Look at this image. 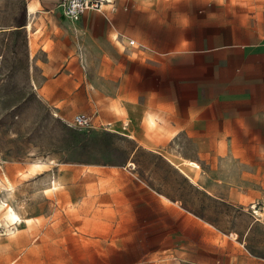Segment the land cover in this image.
Masks as SVG:
<instances>
[{
	"label": "rangeland",
	"instance_id": "1",
	"mask_svg": "<svg viewBox=\"0 0 264 264\" xmlns=\"http://www.w3.org/2000/svg\"><path fill=\"white\" fill-rule=\"evenodd\" d=\"M17 5L0 0V9L10 8L4 15ZM71 36L35 20L30 77L17 39L0 36V264H168L157 244L180 229L153 227L165 218L145 204L149 193L237 242L242 253L215 247L219 262L264 264V172L256 187L242 185L247 173L233 180V172H218L222 157L214 148L200 155L183 124L159 145L165 158L139 148L125 135H135L137 124L111 119L109 103H98L88 60ZM94 112L89 127L71 124L74 114ZM145 120L148 135L156 126ZM9 207L21 223L7 218Z\"/></svg>",
	"mask_w": 264,
	"mask_h": 264
},
{
	"label": "crops",
	"instance_id": "2",
	"mask_svg": "<svg viewBox=\"0 0 264 264\" xmlns=\"http://www.w3.org/2000/svg\"><path fill=\"white\" fill-rule=\"evenodd\" d=\"M21 1L6 15L10 8L0 9V36L7 44L17 39L29 77L33 22L64 28L88 60L98 103H109L111 119L137 124L136 137L125 135L139 148L165 158L159 145L174 139L176 125L183 124L185 139L195 142L200 155L214 148L222 157L218 172H233V180L234 173H247L242 185L256 187V173L264 172V0H109L72 22L60 15V0ZM146 117L156 126L148 135ZM147 198L145 204L165 218L153 227L180 229L168 230L157 244L168 264H229L217 260L216 246L242 253L237 242L173 200L157 193Z\"/></svg>",
	"mask_w": 264,
	"mask_h": 264
},
{
	"label": "built area",
	"instance_id": "3",
	"mask_svg": "<svg viewBox=\"0 0 264 264\" xmlns=\"http://www.w3.org/2000/svg\"><path fill=\"white\" fill-rule=\"evenodd\" d=\"M109 0H60L58 7L65 15L78 20L86 11H100ZM95 121L94 115L76 113L72 118V125L76 127H89Z\"/></svg>",
	"mask_w": 264,
	"mask_h": 264
},
{
	"label": "bare ground",
	"instance_id": "4",
	"mask_svg": "<svg viewBox=\"0 0 264 264\" xmlns=\"http://www.w3.org/2000/svg\"><path fill=\"white\" fill-rule=\"evenodd\" d=\"M33 11H34V4H30L28 6V12L32 14V13H34ZM35 164H39V163L36 162ZM6 216L13 223L19 224L22 221L19 218V216L13 211V209L11 207L8 208Z\"/></svg>",
	"mask_w": 264,
	"mask_h": 264
}]
</instances>
